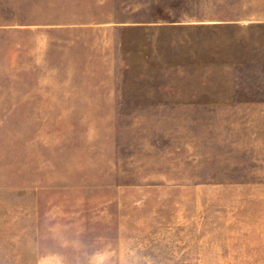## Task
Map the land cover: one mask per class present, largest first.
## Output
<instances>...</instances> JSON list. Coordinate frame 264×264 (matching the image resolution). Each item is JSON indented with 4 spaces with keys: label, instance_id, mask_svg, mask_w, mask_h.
Instances as JSON below:
<instances>
[{
    "label": "rangeland",
    "instance_id": "obj_1",
    "mask_svg": "<svg viewBox=\"0 0 264 264\" xmlns=\"http://www.w3.org/2000/svg\"><path fill=\"white\" fill-rule=\"evenodd\" d=\"M264 264V0H0V264Z\"/></svg>",
    "mask_w": 264,
    "mask_h": 264
},
{
    "label": "clouds",
    "instance_id": "obj_2",
    "mask_svg": "<svg viewBox=\"0 0 264 264\" xmlns=\"http://www.w3.org/2000/svg\"><path fill=\"white\" fill-rule=\"evenodd\" d=\"M88 264H112V257L106 250H97L90 254ZM124 264H129V261L125 260Z\"/></svg>",
    "mask_w": 264,
    "mask_h": 264
}]
</instances>
